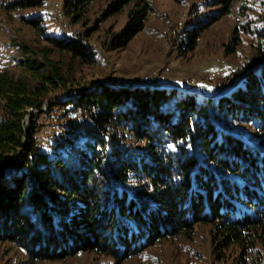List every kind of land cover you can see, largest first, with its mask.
Segmentation results:
<instances>
[{
  "label": "trees",
  "instance_id": "16d2710c",
  "mask_svg": "<svg viewBox=\"0 0 264 264\" xmlns=\"http://www.w3.org/2000/svg\"><path fill=\"white\" fill-rule=\"evenodd\" d=\"M90 1L64 0L62 9L76 15ZM132 1L112 0L107 11ZM235 1L216 0L226 11ZM9 7L30 10L35 2ZM147 12L146 4L130 10L110 46L126 45ZM21 20L41 32L39 17ZM188 33L192 50L196 32ZM44 39L53 51L93 63L80 39ZM20 49L18 72H0V244L30 262L92 253L121 263L156 240L190 238L197 225H209L220 246L255 257L264 239V51L256 53L260 72L235 93L199 100L176 91L88 90L73 84L49 48ZM53 114L62 131L44 146L38 121Z\"/></svg>",
  "mask_w": 264,
  "mask_h": 264
},
{
  "label": "rangeland",
  "instance_id": "374dc122",
  "mask_svg": "<svg viewBox=\"0 0 264 264\" xmlns=\"http://www.w3.org/2000/svg\"><path fill=\"white\" fill-rule=\"evenodd\" d=\"M8 1H0V72H18L15 63L22 58L20 46L47 47L51 58L71 73L73 84L88 90L105 86L176 91L194 94L199 100H219L235 93L263 65L256 53L264 51V0H236L227 11L216 0H133L111 15L107 10L112 0H91L81 13L71 16L62 9L64 0H32L35 7L24 11L9 7L21 0ZM145 4L148 12L142 30L123 47L112 48L111 38L123 30L128 12ZM22 17H39L43 35L25 25ZM189 29L196 32L192 50L186 47ZM44 36L82 40L93 54V63L53 51ZM218 91L226 93L216 97ZM61 97L66 94L55 96L42 110ZM54 116L38 121L37 137L44 146L62 131ZM219 243L209 225H197L190 238L156 240L121 263L92 253L30 262L18 248L0 244V264H238L243 257L246 264H264V239L256 243L253 259L236 245Z\"/></svg>",
  "mask_w": 264,
  "mask_h": 264
},
{
  "label": "water",
  "instance_id": "95a60500",
  "mask_svg": "<svg viewBox=\"0 0 264 264\" xmlns=\"http://www.w3.org/2000/svg\"><path fill=\"white\" fill-rule=\"evenodd\" d=\"M228 91V90H227ZM226 92H224V91H218V92H216L214 95L216 96V97H219V96H224V94H225ZM11 159H7L6 161H5V164H4V167L8 164V162L10 161Z\"/></svg>",
  "mask_w": 264,
  "mask_h": 264
},
{
  "label": "bare ground",
  "instance_id": "6f19581e",
  "mask_svg": "<svg viewBox=\"0 0 264 264\" xmlns=\"http://www.w3.org/2000/svg\"><path fill=\"white\" fill-rule=\"evenodd\" d=\"M161 85H169L168 83H166V82H161ZM206 91H204V90H201V93H205Z\"/></svg>",
  "mask_w": 264,
  "mask_h": 264
},
{
  "label": "snow or ice",
  "instance_id": "6c2138e0",
  "mask_svg": "<svg viewBox=\"0 0 264 264\" xmlns=\"http://www.w3.org/2000/svg\"><path fill=\"white\" fill-rule=\"evenodd\" d=\"M169 147L171 148L172 146H171V145H169Z\"/></svg>",
  "mask_w": 264,
  "mask_h": 264
}]
</instances>
